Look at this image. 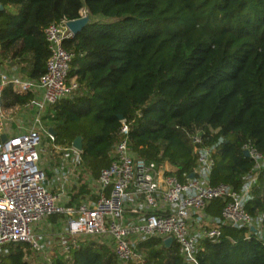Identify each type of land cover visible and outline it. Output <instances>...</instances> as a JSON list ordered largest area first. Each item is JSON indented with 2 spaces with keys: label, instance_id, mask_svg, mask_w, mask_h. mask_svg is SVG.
I'll use <instances>...</instances> for the list:
<instances>
[{
  "label": "trees",
  "instance_id": "trees-1",
  "mask_svg": "<svg viewBox=\"0 0 264 264\" xmlns=\"http://www.w3.org/2000/svg\"><path fill=\"white\" fill-rule=\"evenodd\" d=\"M0 6V62L30 81L44 75L50 56L44 29L77 20L82 10L89 17L64 46L79 89L44 120L57 146L71 148L82 138L81 168L90 178L108 167L121 122L129 125L135 157L167 163V174L181 183L196 177L194 135L200 148L212 149L209 185L241 193L254 175L256 164L243 153L250 144L264 155V0H0ZM33 100L8 88L1 105L22 108ZM86 193L83 181L73 199ZM223 206L214 200L204 212L219 219ZM244 209L264 235V163ZM135 247L143 264H187L174 243L165 248L160 238ZM29 252L26 244L8 245L0 264H30ZM196 257L198 264H264V237L255 228L224 226L218 240H199ZM51 264L119 262L110 247L88 241Z\"/></svg>",
  "mask_w": 264,
  "mask_h": 264
},
{
  "label": "built area",
  "instance_id": "built-area-1",
  "mask_svg": "<svg viewBox=\"0 0 264 264\" xmlns=\"http://www.w3.org/2000/svg\"><path fill=\"white\" fill-rule=\"evenodd\" d=\"M86 16L82 10L79 18ZM43 34L50 56L39 80H23L0 72V99L8 88L14 93L39 94V99L29 104L35 110V122L50 107L71 98L79 89L76 79L69 75L73 54L64 47L74 34L67 29L66 22L49 25ZM15 109L0 105V131L11 122ZM129 131V125L121 122L110 163L97 179L99 189L95 202L80 204L77 208H67L61 202L62 192L53 193L46 186L45 173L39 166L41 137L36 126L20 134L5 135L6 140H0V259L5 247L12 244H26L31 251L42 253L33 227L56 214L72 216L66 223L61 244L64 258L70 256L81 240L101 238L119 264H143L144 256L134 248L132 240L140 242L153 237L163 241L171 238L185 263L198 264L199 240H218L224 226L253 228L254 220L245 211L244 203L264 163V155L250 144L244 146V152L255 162V173L241 193H236L226 185L208 184L214 165L212 149L200 148L199 135L192 137L198 155L196 177L181 183L167 174L170 170L167 163L159 166L137 159L128 147ZM64 150L75 154V165L81 164L80 152L73 148ZM131 197L147 209L136 221H127L125 217V204ZM214 200L224 202L219 219H211L204 212ZM195 215L206 223L199 232L192 227Z\"/></svg>",
  "mask_w": 264,
  "mask_h": 264
},
{
  "label": "crops",
  "instance_id": "crops-1",
  "mask_svg": "<svg viewBox=\"0 0 264 264\" xmlns=\"http://www.w3.org/2000/svg\"><path fill=\"white\" fill-rule=\"evenodd\" d=\"M0 72L4 73L8 76H17L23 80H28L17 67H7L6 64L0 62ZM34 99H39V94H33ZM32 111L34 110L31 106H25L22 108H16L13 119L11 120L10 124L6 125V127L0 131L1 136H9L10 133H23L27 130H30L25 123L24 118H31L32 114L26 113L25 111ZM24 123V124H23ZM14 124V125H13ZM64 150V149H63ZM65 168L61 169L65 174L62 176L61 181L59 182L55 176L49 177L50 182L48 183L50 186V190L53 193L62 192L61 202L67 208H77L80 204H88L92 205L94 203L92 196L96 195L99 189L97 179H92L89 177L87 173H84L83 169L78 168L77 165L74 163H65ZM60 171V170H59ZM58 180V181H57ZM85 181L87 183L88 193L76 199H73L74 195L78 187ZM93 185V188H91ZM132 211H135L133 213ZM147 209L143 207L140 201H137L135 198L131 197L126 201L125 204V217L127 221H136L138 220L141 215L145 214ZM209 217V216H207ZM72 218L71 215L66 214H56L51 215L39 223L34 225L33 227V234L36 237L38 243L42 247L41 257L44 258V261H47L51 264V260L55 255H61L60 251L62 249V239H65L66 234V223ZM199 215H195L192 218V223H195L199 220ZM211 219H217L212 218ZM196 224V223H195ZM97 241L99 243L105 244L106 242L101 238H92L88 240H81V242H88V241ZM135 240H132V244L134 248H136ZM106 245V244H105ZM46 247V248H45ZM62 256V255H61ZM48 263V264H49Z\"/></svg>",
  "mask_w": 264,
  "mask_h": 264
},
{
  "label": "rangeland",
  "instance_id": "rangeland-1",
  "mask_svg": "<svg viewBox=\"0 0 264 264\" xmlns=\"http://www.w3.org/2000/svg\"><path fill=\"white\" fill-rule=\"evenodd\" d=\"M89 21H90V19H89ZM25 112L32 114L31 118L29 116H28V118L27 117L24 118L23 121H24L25 125L28 128H30V127L32 128V126H36V129L39 131V134L41 137V144H40L39 149H38V151H39L38 152L39 153V166L45 173L46 186L48 188H50L48 183L50 182L51 179H49L48 176L49 177L55 176L56 179H58L60 182L62 176L65 174V172H63L61 170V169L65 168L64 164L70 163V162L74 163L76 156L72 151H69V150L65 151V150H63L65 148L57 146L53 143L52 138L54 135H53V133H49V129L47 127L48 123L44 120V117L47 115V111L40 116V118L38 119L37 122H35V120L37 119L35 117V110H32V111L27 110ZM8 124H10V123H8ZM16 134H20V133H10V135H16ZM77 167L80 168L81 164H78ZM80 170H81V168H80ZM91 188H93V185H91ZM94 197L95 196H92L91 198L95 202L96 199ZM195 223H192V227H193L194 231H196V232L201 231L206 226V223L202 218H199V220ZM253 228H255L258 231L259 237H261V238L264 237L260 222L258 220H254ZM35 239H36V237H35ZM36 241H37V239H36ZM91 241H93V240H91ZM60 254L62 255L63 252L60 251ZM40 255H41V253H40ZM40 255L30 250L29 254L27 255V260L30 264H48L49 262L44 261V258L41 257Z\"/></svg>",
  "mask_w": 264,
  "mask_h": 264
},
{
  "label": "water",
  "instance_id": "water-1",
  "mask_svg": "<svg viewBox=\"0 0 264 264\" xmlns=\"http://www.w3.org/2000/svg\"><path fill=\"white\" fill-rule=\"evenodd\" d=\"M2 9V7L0 6V10ZM89 23V17H83V18H79L77 20L74 21H68L66 22V27L67 29L73 33L74 35L77 34L78 32H80L82 30V28H84L87 24ZM19 95H22L21 93H17ZM1 99H0V105H1ZM120 120H122L121 117H119ZM49 133H52L51 129H49ZM1 142H4L6 140L5 136H1ZM72 148L74 150H76L77 152H81L82 149V138L81 137H77L74 139V141L72 142ZM243 155L245 157H248V153L244 152ZM194 175L191 174L189 176V179H193ZM251 230H253V228H251ZM164 247L165 248H169L172 245V239L171 238H167L163 241Z\"/></svg>",
  "mask_w": 264,
  "mask_h": 264
}]
</instances>
